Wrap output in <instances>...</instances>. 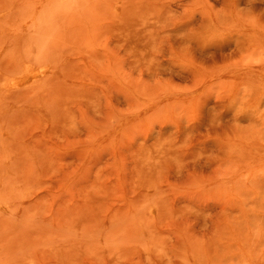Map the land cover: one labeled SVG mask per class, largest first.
<instances>
[{"label": "rangeland", "instance_id": "rangeland-1", "mask_svg": "<svg viewBox=\"0 0 264 264\" xmlns=\"http://www.w3.org/2000/svg\"><path fill=\"white\" fill-rule=\"evenodd\" d=\"M0 34V264H264V0H0Z\"/></svg>", "mask_w": 264, "mask_h": 264}, {"label": "bare ground", "instance_id": "bare-ground-1", "mask_svg": "<svg viewBox=\"0 0 264 264\" xmlns=\"http://www.w3.org/2000/svg\"><path fill=\"white\" fill-rule=\"evenodd\" d=\"M11 9V8H10ZM8 14V13H7ZM9 16V15H8ZM3 30H5L3 28ZM6 31V30H5ZM19 32V31H18ZM4 34V32H2ZM6 33V32H5ZM15 33V32H14ZM16 34V33H15ZM21 34V33H18ZM1 36V34H0ZM13 36V35H12ZM20 36V35H19ZM25 36V35H23ZM4 37V36H3ZM2 37H0L1 40ZM12 40V39H11ZM10 40V41H11ZM14 40V39H13ZM9 41V40H8ZM22 41V40H21ZM12 42V41H11ZM6 43V42H4ZM12 44V43H10ZM21 45V44H20ZM1 43H0V47H1ZM7 46L8 42H7ZM6 46V47H7ZM22 46V45H21ZM42 48V47H41ZM34 49V48H33ZM4 50V49H3ZM42 51L44 49H41ZM12 51V50H11ZM42 51H40L41 53H43ZM34 54L32 57L30 58H26V59H22L19 61V65L18 68L15 70V74H8L5 75V82L4 85L7 87L6 89H8V91H12L13 89H17V88H22V86H26V85H33L36 83H45L46 80H48L50 77H53L54 73H55V68L56 65L54 66V64H58L57 63V57L55 63H53L54 61L47 55L44 54ZM22 53V52H21ZM22 55V54H21ZM3 54H0V60L2 59ZM16 59V58H15ZM59 62V60H58ZM1 70V69H0ZM58 70V69H57ZM58 72V71H57ZM2 74V73H1ZM0 74V75H1ZM4 74V73H3ZM6 74V73H5ZM3 76V75H2ZM4 78V77H3ZM37 84V85H38ZM46 84V83H45ZM2 85V84H1ZM40 85V84H39ZM42 87V86H41ZM25 89V87H23ZM28 88V87H26ZM4 89V87H3ZM2 89V90H3ZM4 91V90H3ZM6 91V90H5ZM20 91V90H18ZM2 93V91H1ZM4 95L0 94V97H2ZM6 96V95H5ZM4 99V98H2ZM0 102L1 99H0ZM7 102V101H5ZM1 105V104H0ZM5 206V205H4ZM152 212H156V209H152Z\"/></svg>", "mask_w": 264, "mask_h": 264}]
</instances>
